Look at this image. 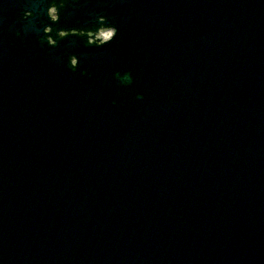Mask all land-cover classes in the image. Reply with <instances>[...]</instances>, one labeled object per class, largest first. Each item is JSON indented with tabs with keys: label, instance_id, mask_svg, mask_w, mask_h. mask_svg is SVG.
<instances>
[{
	"label": "water",
	"instance_id": "95a60500",
	"mask_svg": "<svg viewBox=\"0 0 264 264\" xmlns=\"http://www.w3.org/2000/svg\"><path fill=\"white\" fill-rule=\"evenodd\" d=\"M50 1L0 0V264H264V0Z\"/></svg>",
	"mask_w": 264,
	"mask_h": 264
},
{
	"label": "bare ground",
	"instance_id": "6f19581e",
	"mask_svg": "<svg viewBox=\"0 0 264 264\" xmlns=\"http://www.w3.org/2000/svg\"><path fill=\"white\" fill-rule=\"evenodd\" d=\"M110 34V32H107L105 36H108Z\"/></svg>",
	"mask_w": 264,
	"mask_h": 264
}]
</instances>
